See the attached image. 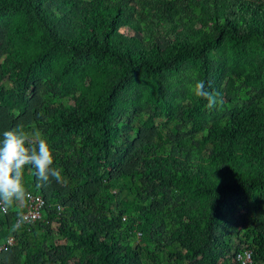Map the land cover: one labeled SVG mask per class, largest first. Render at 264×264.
<instances>
[{"label": "trees", "instance_id": "16d2710c", "mask_svg": "<svg viewBox=\"0 0 264 264\" xmlns=\"http://www.w3.org/2000/svg\"><path fill=\"white\" fill-rule=\"evenodd\" d=\"M18 127L61 179L25 166L43 212L0 211V264H264V0H0Z\"/></svg>", "mask_w": 264, "mask_h": 264}, {"label": "clouds", "instance_id": "9594fccd", "mask_svg": "<svg viewBox=\"0 0 264 264\" xmlns=\"http://www.w3.org/2000/svg\"><path fill=\"white\" fill-rule=\"evenodd\" d=\"M194 93L197 97L207 100L209 109L223 104L222 98L218 99L219 94L206 90L202 80L195 83ZM26 142L29 146H26ZM53 164V153L44 139H40L33 145L28 134L21 128L5 131L3 139H0V211L5 213L15 202L23 204L26 199L31 198V193L26 191L22 180L25 166H31L29 171L34 168L38 181L41 184H46L50 178L57 181L61 179V171ZM89 166L83 167L88 168ZM97 168V174H105L112 169L109 165H100ZM84 201L86 199L81 195L78 199H74L73 203H83ZM44 203V200L38 195L31 198L26 211L19 214L13 225V230L18 229L23 221L33 223L39 220ZM61 207L58 206V211L62 210ZM75 219L78 220L77 216ZM12 243L13 239L9 238L7 244Z\"/></svg>", "mask_w": 264, "mask_h": 264}, {"label": "bare ground", "instance_id": "6f19581e", "mask_svg": "<svg viewBox=\"0 0 264 264\" xmlns=\"http://www.w3.org/2000/svg\"><path fill=\"white\" fill-rule=\"evenodd\" d=\"M236 255V261H238L240 264H251V252L243 248L242 251Z\"/></svg>", "mask_w": 264, "mask_h": 264}]
</instances>
